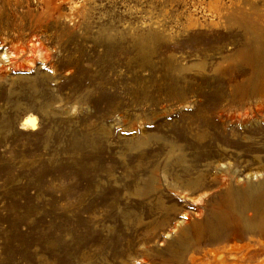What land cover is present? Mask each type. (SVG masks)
<instances>
[{"label":"rangeland","instance_id":"obj_1","mask_svg":"<svg viewBox=\"0 0 264 264\" xmlns=\"http://www.w3.org/2000/svg\"><path fill=\"white\" fill-rule=\"evenodd\" d=\"M208 1L0 0V55L20 50L0 61V264H187L166 248L176 223L197 229L202 263L241 256L228 249L249 234L264 254V187L245 189L264 178V15L218 21ZM162 140L200 156L201 182L161 205L134 185Z\"/></svg>","mask_w":264,"mask_h":264},{"label":"bare ground","instance_id":"obj_2","mask_svg":"<svg viewBox=\"0 0 264 264\" xmlns=\"http://www.w3.org/2000/svg\"><path fill=\"white\" fill-rule=\"evenodd\" d=\"M253 1L254 0H229L228 2L226 1L227 3L222 4L220 2V0H209L207 2L206 6L208 8V11L212 12L216 16L215 18L218 19V21L236 22L238 20H247V21L253 23L259 15H261V16L264 15L263 10H260V9L257 10L255 8L256 5H255V7L253 6V3H254ZM75 5H76L75 3H73L71 5L72 9L77 7ZM82 16H83V14H82ZM186 17H187L186 26L193 28L195 26L201 25L199 23V21H197L191 14L186 16ZM211 22L214 25L217 23L213 19L211 20ZM244 23H245V21H244ZM207 24H209V23H207ZM245 25H247V23H245ZM248 25H249V23H248ZM254 25H255V23H254ZM258 25H260V24H258ZM260 27H258V28L260 29ZM149 31H152V34H154V35H156V34L159 35V34L164 32L160 29V27L158 25H150ZM150 36H151V34H150ZM36 49H37V47H36ZM36 49H35V53L39 54V50H36ZM16 50H17L16 52L12 51V50L11 51H4L0 55V61L6 59L8 62L9 56L14 55V52L17 54V52L20 51L18 49H16ZM30 62H31V59H30ZM34 122H35V119L33 117H29V118L25 119L24 125L25 126H29V125L32 126V125H34ZM143 136L144 135L142 133H140V135L138 137L136 136L137 137V141H136L137 144L135 146H133L132 148L128 149V150H130L131 154H135V152H138V151L141 153L143 151V148L147 145V141H146L147 139ZM194 139H195V137H194ZM243 139H244V137H243ZM182 140H184V139H182ZM213 141H214V138H213ZM215 141H216V138H215ZM247 144H248V142H247ZM252 144H251V146H252ZM237 145H238V143H237ZM217 146L219 147V145H217ZM158 149H159V152H163L162 157L158 158L159 160L147 161V163H149L150 167L147 166L148 170H147V175H146V179H147L146 180V182H147L146 186L143 190H140V189H138V188H140L139 186L134 185V189H136L134 196H138L140 198H143L144 200H148V202H150V198L152 196H157L156 197V203L162 205L163 204L162 203V193L164 192V189L170 190L175 194L181 195L184 192L190 191L191 189H194L195 187L198 186V184L201 182V181L199 182V180H201L200 179L201 177L199 176L200 178L196 177L195 179H190V178H192L191 177V171L198 168V167L196 168V165H198L197 163L200 162L198 159L200 156H196L194 153L193 157L190 158L192 155H190V157H189V154H188V156H187V154H186L187 152L185 153L182 147L178 146L175 143H172L170 140H166V141L162 140L160 142V144H158ZM226 150H228V149L225 148V151ZM260 150L261 149H257V151L255 152L257 156L251 157L249 159L250 162H252V164H261L262 163V158H260L258 156V153H260ZM215 151L216 150H214V152ZM222 152H224V151L222 150ZM227 152H229V151H227ZM218 153H220V151ZM225 153L226 152H224V154ZM229 153L231 154V152H229ZM120 154H121V157L125 156V151L122 150V152ZM194 156H196V157H194ZM234 157L238 158V160L240 159L241 161L244 158L242 156L237 157V154H235ZM203 159H206V158H203ZM243 161H246V160H243ZM122 162H125V160H123V158H122ZM252 164H250V165H252ZM179 168L181 169L182 173H185V175H183V176L177 175L176 169L179 170ZM198 171H200V169ZM198 171L196 170V172H198ZM258 173H259V171L254 172L253 174L249 173L250 175L247 174V176L251 178V176H257ZM260 180L261 181L259 182V184L248 181L247 186L245 187V189H247V192L255 193L257 196H259V194L261 193V191L264 187V178L260 179ZM124 189H126V188H124ZM257 207H258V205L256 206V208ZM158 228L159 227H146L147 230L143 229L145 234L140 235V237L138 238L137 245L138 246H140V245L145 246L148 242L149 237L154 235L155 231ZM172 230H175V231L171 232V234H169V232L165 233L166 236H169L168 239H170V240H167V238H165L167 241L166 242V248L169 250L170 248H172L171 246H173L174 247L173 250H170V251H172V253L178 257L179 261H180V259H182L183 255L186 253L187 264H264V254H262V253L261 254H255L256 252L254 253L255 255L250 254V251L252 249H254V246L249 243L250 240H253V236L250 234L248 236L249 241L244 246L238 247V246L233 245L232 247H230L228 249L229 251L233 250L234 252L242 251L241 256L238 257V256L232 254L228 258V257H225L224 254H222V252L220 250L211 248V249L206 251L207 255L209 257L208 261L202 263L203 261L197 260L196 255L194 253L195 248L193 245L197 241L196 238H198L197 229L196 228H181L180 224L176 223L173 225V227H168V231H172ZM172 253H171V255H172ZM130 257H131V255H127V258H130ZM143 264H148V260L143 259Z\"/></svg>","mask_w":264,"mask_h":264},{"label":"built area","instance_id":"obj_3","mask_svg":"<svg viewBox=\"0 0 264 264\" xmlns=\"http://www.w3.org/2000/svg\"><path fill=\"white\" fill-rule=\"evenodd\" d=\"M2 63H3L4 65H7V64H6V63H7V60H6V59L2 60Z\"/></svg>","mask_w":264,"mask_h":264}]
</instances>
